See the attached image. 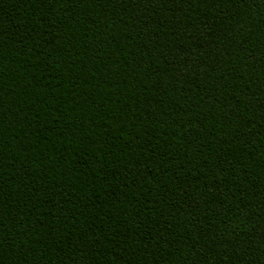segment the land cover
I'll list each match as a JSON object with an SVG mask.
<instances>
[{"label":"trees","instance_id":"trees-1","mask_svg":"<svg viewBox=\"0 0 264 264\" xmlns=\"http://www.w3.org/2000/svg\"><path fill=\"white\" fill-rule=\"evenodd\" d=\"M0 264H264V0H0Z\"/></svg>","mask_w":264,"mask_h":264}]
</instances>
